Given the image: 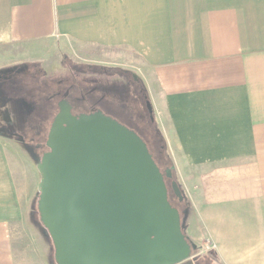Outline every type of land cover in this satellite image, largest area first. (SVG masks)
<instances>
[{
    "label": "crops",
    "instance_id": "crops-1",
    "mask_svg": "<svg viewBox=\"0 0 264 264\" xmlns=\"http://www.w3.org/2000/svg\"><path fill=\"white\" fill-rule=\"evenodd\" d=\"M40 44L138 58L186 235L211 240L216 264H264V0H0V70ZM12 144L0 135V264H55L45 241L18 247L29 199Z\"/></svg>",
    "mask_w": 264,
    "mask_h": 264
},
{
    "label": "water",
    "instance_id": "water-1",
    "mask_svg": "<svg viewBox=\"0 0 264 264\" xmlns=\"http://www.w3.org/2000/svg\"><path fill=\"white\" fill-rule=\"evenodd\" d=\"M45 144L37 211L55 264H177L198 248L169 200L170 190L184 199L172 167L162 171L134 130L63 100Z\"/></svg>",
    "mask_w": 264,
    "mask_h": 264
},
{
    "label": "flooded vegetation",
    "instance_id": "flooded-vegetation-1",
    "mask_svg": "<svg viewBox=\"0 0 264 264\" xmlns=\"http://www.w3.org/2000/svg\"><path fill=\"white\" fill-rule=\"evenodd\" d=\"M66 63H69L67 75H58V72L55 71L49 75L43 73L39 75V71L37 70L30 73L27 65L20 67V73H10L6 75L5 73L0 72V135L14 139L25 147H28L27 144L31 143V153L36 152L42 154L47 150L45 141L48 131L46 132V128L49 123L51 124L54 115L58 111L60 101L64 100L68 103L73 114H79L82 112L89 113L100 110L101 107H98V105L95 104L100 103V101L104 100L106 97L109 101L108 104L111 106H107V109H110L114 113H120L125 112L124 109L129 108L128 117L125 118L127 115L123 114H121V116L127 121H132L131 107H125L123 103L131 102V98L135 100V97L131 95V91L136 90L137 94L142 97L144 107H134L136 108V111H133V121L134 123L140 124L141 120L145 121L148 119L147 123L144 122V125L142 126L144 127L147 136V141H145L148 149L152 152L155 161L162 171L170 168L171 166L168 165V156L163 150L162 143H159V134L158 132L156 133V129H153L152 123H154V109L152 108V111L149 110L147 105L148 97L140 81L135 79L132 74L127 76L124 80H121V77H119V79H110L109 77H112L115 74V69H100L98 72L96 70L94 72V70L91 69L88 73L94 77L90 81H86L81 90H79L74 81L70 83V85L66 84L61 88L59 87L61 86L60 83L62 81H68L67 77L70 72H78L79 74L86 73L85 70H83V65H72V62L68 60H66ZM118 75L120 76V73H118ZM132 77L136 84L133 88ZM24 80L29 82L26 87L27 90L32 86H35L30 92L32 105L28 107H22V103L16 98L12 97L10 99L6 96L8 95V91L14 94L21 86L24 87ZM38 86L40 88H37ZM71 90L75 92L77 91L78 94L75 93L71 96ZM34 97L35 99L33 100ZM49 102H53V109ZM135 102L137 101L135 100ZM118 103L124 107H116L117 105L119 106ZM137 108L139 109L137 110ZM118 110L120 112H118ZM29 113L30 115L27 116ZM52 114L53 117L50 121ZM167 180H170V178ZM170 195L174 197V194L171 191ZM175 199L178 200L177 197H175ZM179 202L183 203V201ZM178 209L181 210V217L188 212V208L186 207ZM181 219L182 224L184 225L185 220L183 217ZM184 233H186L185 229ZM197 247L196 250L192 251L188 259L177 264H213L205 257V253H202L201 249H199L200 247Z\"/></svg>",
    "mask_w": 264,
    "mask_h": 264
},
{
    "label": "rangeland",
    "instance_id": "rangeland-1",
    "mask_svg": "<svg viewBox=\"0 0 264 264\" xmlns=\"http://www.w3.org/2000/svg\"><path fill=\"white\" fill-rule=\"evenodd\" d=\"M38 46L39 47L32 48L31 50H29L31 52L32 58H38V59L31 60V61H33V64H32V62L27 63V68L31 69L32 68L31 66H34L35 64L38 65L39 75L42 73L45 75H49L54 71L58 72V75H62V74L67 75L69 63H66V60L71 61L72 65H75V64L78 65L79 64V65L84 66L83 70H85L86 73L79 74L78 72H74V73L70 72V74L67 77L68 81H62L60 83L61 86H59V87H61V88H63L66 84L70 85V83H72L74 81L76 83V85L78 86L79 90H81L83 84H85L86 81L87 82L90 81L94 77L93 75L88 73L89 70L92 69V70H94V72H95V70L98 72V71H100V69H115V74L112 76L113 78L109 77L110 79H119V77H121V80H124L127 76L131 75L134 72V73H136L138 80L142 84V87L144 88V90L147 94L148 100L150 99V97H149L150 95L148 94V92L146 90V86H145L144 70L142 68V64L140 63V60L138 58H136L134 55L130 54V56L125 58V60L117 59V60L111 61L109 59V55H107L106 52H104V54H102L98 50H96V52L93 51L94 54H92V55L80 56L81 54L79 53L80 54L79 55L77 53V51L74 53L73 51L71 52V50H65V49H62L60 47H56L55 45H46L45 46V45L40 44ZM64 64H66V65H64ZM118 73H120V76L118 75ZM129 78H131V77H129ZM89 83H92V82H89ZM132 83H133V79H132ZM135 85L136 84L134 81V83L132 84V88ZM30 86H32V85H30ZM34 87L32 86L30 88V91H32V89ZM37 88H40V87L38 86ZM75 93L78 94L77 91L75 92V91L71 90V92H70L71 96L74 95ZM27 95H28L27 99L29 101H31L28 93H27ZM131 95L133 97H135V100L137 102H135L134 99L129 97V98H131V102H125V103H123V105H125V107H131L132 121H127L121 116V114H123V115H127V116H125V118L128 117L129 110H130L129 108L124 109L125 112H120L118 110V112H120V113H114L110 109H107L106 108L107 106L108 107H111V106L108 104L109 101L106 99V97L104 100L100 101V103H96L95 105H98V107H101L100 110L103 113L113 117L114 119L118 120L120 123L124 124L128 128L134 130L145 141L147 136L145 134L144 127H142V126L144 125V122L147 123L148 119H146L145 121L141 120L140 121L141 123L139 122L140 124L134 123V121H133L134 120L133 111H136V108H134V107H144V103H143L141 95L137 94L136 90L131 91ZM34 99H35V97L33 98V100ZM49 104L52 108L53 102H49ZM123 105L119 104V106L117 105L116 107H124ZM138 109L139 108H137V110ZM113 110L115 112H117L115 109H113ZM152 124H153V129L156 127V129H158V133H159L162 122H161V116H159L158 112L156 113V111L154 112V123H152ZM5 139H7L8 141H12V143H13L12 145H14L13 148L16 151V154L14 153V157H15L14 165H13L14 166V175L17 179L18 185L22 186V188L24 187V189H26V198L29 199V207H28V212L26 214L25 223L22 225V228L19 229L17 227V229H16V233L18 234V231H19V233L21 232L23 239H24V240H22V238H20L19 236H16V238L21 239V241H22V242L18 243V247H20L21 245L23 246V244H25V242L32 241V240H33L32 242H35V243L39 242V240L45 241L47 243V245L49 246V257L48 258L50 261L53 262L54 259L52 256L53 252H52V248H51L50 239L47 237L46 231L44 229L40 228L39 225L36 226V223L32 220V217H31V210L34 209L35 204L37 205V198H38L37 183L39 182V179H40V175H39L38 170L36 168L35 158L40 157L41 154L39 155V153H38V156H34L33 153H31V151H32V149H31L32 147H30L31 143H28L27 144L28 147H25L23 144L22 145L19 144V142L15 141L14 139H11L8 137H5ZM162 141H163V139H162ZM162 146H163V150L165 151V153L167 155L164 141L162 143ZM16 149H19V150H16ZM151 154H152V152H151ZM12 160H13V158H12ZM171 164H172L171 159L168 157V165L170 166ZM172 179L177 180V177L175 174H173ZM167 183L169 185L170 180H167ZM185 193H186V191H184V189H183L184 198H185ZM169 200H170L171 204L175 207H178L180 209H181V207L187 208V203L184 201V199H183V203H181L175 199V196L173 197L172 195L169 194ZM186 227H187V223H186V218H185V222H184V229L185 230H186ZM25 237H26V239H25ZM195 244H196V246H199V244H197V243H195ZM202 253H205L204 254L205 257L207 259H209L213 264H215V258L209 252V250H207L205 252L202 251Z\"/></svg>",
    "mask_w": 264,
    "mask_h": 264
},
{
    "label": "trees",
    "instance_id": "trees-1",
    "mask_svg": "<svg viewBox=\"0 0 264 264\" xmlns=\"http://www.w3.org/2000/svg\"><path fill=\"white\" fill-rule=\"evenodd\" d=\"M26 64H18V65H15V66H9V67H4V68H2L1 70H0V72H2V73H5L6 75H8V74H10V73H20V71H21V69H20V67H24ZM32 68L31 69H29V71H30V73H32V72H34V71H38V69H39V67H38V65H34V66H31ZM28 71V72H29ZM132 79H133V77H132ZM24 82H25V84H24V87L23 86H21L20 87V89L18 90V91H16L14 94H12V92L10 93L9 91H8V95H6L7 97H9L10 99L13 97V98H16L18 101H20L21 103H22V107H28V106H30V105H32V103H31V101H29L28 99H27V93L29 94V97H30V89H26V87H27V84H29V82L27 81V80H24ZM23 82V83H24ZM133 83H134V79H133ZM132 83V84H133ZM30 99H31V97H30ZM25 104V105H24ZM27 112V111H26ZM31 112V111H30ZM30 115V113L29 114H27V116H29ZM52 117H53V114L51 115V118H50V121H51V119H52ZM49 126H50V123L48 124V126H47V128H46V132L48 131V128H49ZM154 129H156V127L154 128ZM158 132V129H156V133ZM159 134V136H158V138H159V143H163V141H162V137H161V135H160V132L158 133ZM19 144H21V143H19ZM22 145V144H21ZM36 153V152H35ZM35 153H33V155L34 156H38V153H36V155H35ZM39 155H40V153H39ZM171 166V165H170ZM173 173V172H172ZM31 217H32V220L36 223V226L37 225H39V227L40 228H42V229H44L45 231H46V229L43 227V225L40 223V220H39V214H38V211H37V205L35 204V206H34V209L33 210H31ZM42 226V227H41ZM48 237V236H47ZM49 238V237H48ZM50 243H51V248H52V252H53V255H54V248H53V245H52V242H51V240H50ZM52 255V256H53ZM53 258H54V256H53Z\"/></svg>",
    "mask_w": 264,
    "mask_h": 264
},
{
    "label": "built area",
    "instance_id": "built-area-1",
    "mask_svg": "<svg viewBox=\"0 0 264 264\" xmlns=\"http://www.w3.org/2000/svg\"><path fill=\"white\" fill-rule=\"evenodd\" d=\"M212 248H214V244H213L212 241L209 240V239H206V240L203 242L202 246H200L201 251H204V252L207 251V250H210V249H212Z\"/></svg>",
    "mask_w": 264,
    "mask_h": 264
},
{
    "label": "bare ground",
    "instance_id": "bare-ground-1",
    "mask_svg": "<svg viewBox=\"0 0 264 264\" xmlns=\"http://www.w3.org/2000/svg\"><path fill=\"white\" fill-rule=\"evenodd\" d=\"M182 193H183V191H182Z\"/></svg>",
    "mask_w": 264,
    "mask_h": 264
}]
</instances>
